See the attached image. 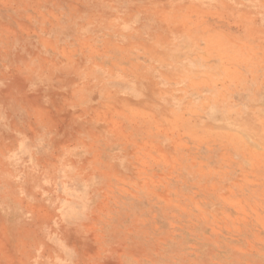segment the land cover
<instances>
[{
    "label": "rangeland",
    "instance_id": "rangeland-1",
    "mask_svg": "<svg viewBox=\"0 0 264 264\" xmlns=\"http://www.w3.org/2000/svg\"><path fill=\"white\" fill-rule=\"evenodd\" d=\"M0 264H264V0H0Z\"/></svg>",
    "mask_w": 264,
    "mask_h": 264
}]
</instances>
